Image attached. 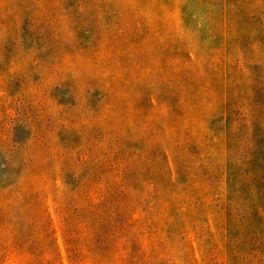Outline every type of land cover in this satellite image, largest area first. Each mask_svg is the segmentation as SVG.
<instances>
[{"label": "rangeland", "instance_id": "rangeland-1", "mask_svg": "<svg viewBox=\"0 0 264 264\" xmlns=\"http://www.w3.org/2000/svg\"><path fill=\"white\" fill-rule=\"evenodd\" d=\"M0 264H264V0H0Z\"/></svg>", "mask_w": 264, "mask_h": 264}]
</instances>
